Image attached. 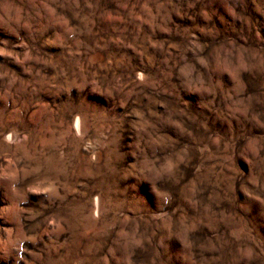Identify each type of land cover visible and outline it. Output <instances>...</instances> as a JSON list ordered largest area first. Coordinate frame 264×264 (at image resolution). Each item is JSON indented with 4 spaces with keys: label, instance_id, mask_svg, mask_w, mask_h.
<instances>
[{
    "label": "clouds",
    "instance_id": "clouds-1",
    "mask_svg": "<svg viewBox=\"0 0 264 264\" xmlns=\"http://www.w3.org/2000/svg\"><path fill=\"white\" fill-rule=\"evenodd\" d=\"M0 264H264V0H0Z\"/></svg>",
    "mask_w": 264,
    "mask_h": 264
}]
</instances>
